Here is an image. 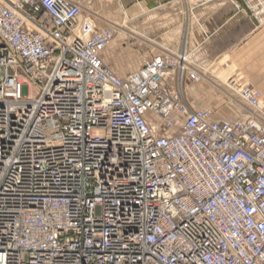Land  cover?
Listing matches in <instances>:
<instances>
[{"label": "built area", "instance_id": "1", "mask_svg": "<svg viewBox=\"0 0 264 264\" xmlns=\"http://www.w3.org/2000/svg\"><path fill=\"white\" fill-rule=\"evenodd\" d=\"M81 27L72 1L0 0V264H264L262 94L191 111L180 60L121 78L112 31Z\"/></svg>", "mask_w": 264, "mask_h": 264}, {"label": "rangeland", "instance_id": "2", "mask_svg": "<svg viewBox=\"0 0 264 264\" xmlns=\"http://www.w3.org/2000/svg\"><path fill=\"white\" fill-rule=\"evenodd\" d=\"M130 1L129 8L123 7L121 0L78 1L83 7V27L78 29L81 35L90 37V34L105 28L113 31V41L103 58L120 77L137 72L144 63L156 57L173 55L182 60L177 76L183 78L182 88H185L194 108L212 110L217 118L228 120L247 112V98L260 91L246 76V63L236 64L229 57L230 45L221 49L219 55L208 57L206 49L192 48L190 35L192 26L199 20L198 15L213 13L223 5H227L228 10L239 7L243 11V37L256 26H259L256 34L263 33L264 0H162V8L157 11H154L152 0L148 2L146 16L140 15L139 10L133 11L132 7L138 2ZM179 45L182 46L180 52ZM234 66L236 72L232 74ZM176 84L179 85L180 81L177 80ZM250 86L255 89L250 90ZM30 94L37 96L38 90H31ZM261 94L264 97V92Z\"/></svg>", "mask_w": 264, "mask_h": 264}, {"label": "crops", "instance_id": "3", "mask_svg": "<svg viewBox=\"0 0 264 264\" xmlns=\"http://www.w3.org/2000/svg\"><path fill=\"white\" fill-rule=\"evenodd\" d=\"M121 1H123V7H130V5H128L131 3L130 0ZM135 2H138V5L132 7V10H139V12H141L140 15L143 14L146 16L148 2L151 3L152 0H135ZM154 4V11L161 9L163 5L162 0H154ZM226 6L227 5L221 6L213 13L208 12L207 14L203 12L201 15L197 16L199 20L195 23L196 25L192 26V33L190 35L192 48L194 50L206 49L205 52L208 54V57H212L213 55H219L220 51H222L221 49H225L228 47L227 45H230L229 47L231 50L229 52V57L232 58L236 64L240 62L241 65H244L246 63V76L260 93L264 92V32L260 33L263 34V36H261L262 38L258 37L260 34H256V32L259 26H256V30H250V32L243 37L241 34L243 11L239 9V7L238 9L228 10ZM244 43H246L245 46L243 45ZM216 45L217 47L213 48L214 50L208 49V47H214ZM180 46L181 45L178 46L179 52L182 50V46L181 48ZM235 72L236 67L234 66L232 74ZM249 89L253 90L255 88L250 86Z\"/></svg>", "mask_w": 264, "mask_h": 264}, {"label": "bare ground", "instance_id": "4", "mask_svg": "<svg viewBox=\"0 0 264 264\" xmlns=\"http://www.w3.org/2000/svg\"><path fill=\"white\" fill-rule=\"evenodd\" d=\"M69 1H72V2H74V3H76V4H78L80 7H81V10H82V13H83V7H82V5L78 2V1H73V0H69ZM105 29H110V28H105ZM111 30V29H110ZM112 31V30H111ZM76 33H77V35L79 36V38L82 40V41H87V40H89L90 38L89 37H84L83 35H81L79 32H78V29L76 30ZM112 33H113V31H112ZM107 51V50H106ZM105 53V52H104ZM103 53V54H104ZM161 57H165L166 58V60H168L169 62H177V60L179 61L180 59L178 58V57H175V56H173V55H163V56H160V57H156V58H161ZM102 59H103V61H104V63H105V65L107 66V67H109L110 69H112L108 64H107V61L106 60H104V58H103V55H102ZM153 60V59H152ZM149 61H151V60H149ZM149 61H147V62H149ZM145 64V63H144ZM182 65V60H180V66ZM142 69V67L140 68V70ZM180 69H181V67H180ZM113 70V69H112ZM139 71V70H138ZM137 71V72H138ZM113 72L115 73V74H117L114 70H113ZM179 72V71H178ZM136 73V72H135ZM173 78H172V81H176L177 82V80L175 79V77H177V71L175 70V69H173ZM133 74V73H132ZM118 75V74H117ZM119 76V75H118ZM129 76V75H128ZM128 76H126V77H128ZM120 77V76H119ZM121 78H125V77H121ZM177 88V87H176ZM182 92H183V96L185 97V100H186V102H187V104H188V106H189V109L191 110V111H208V112H211V113H213L214 114V117L215 118H217V116H216V113L214 112V111H212V110H209V109H196V108H194L193 106H192V104L189 102V99H188V97H187V94H186V92H185V88H182ZM246 113V112H245ZM242 115H245L244 113L242 114ZM242 115H240V116H242ZM219 119V118H218ZM222 119H224V118H222ZM231 120H234V119H231Z\"/></svg>", "mask_w": 264, "mask_h": 264}]
</instances>
